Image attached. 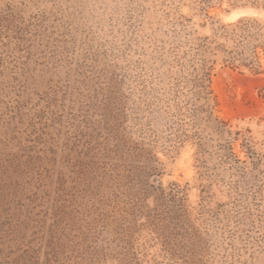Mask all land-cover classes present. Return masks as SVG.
Returning <instances> with one entry per match:
<instances>
[{
    "label": "rangeland",
    "instance_id": "374dc122",
    "mask_svg": "<svg viewBox=\"0 0 264 264\" xmlns=\"http://www.w3.org/2000/svg\"><path fill=\"white\" fill-rule=\"evenodd\" d=\"M0 264H264V0H0Z\"/></svg>",
    "mask_w": 264,
    "mask_h": 264
},
{
    "label": "trees",
    "instance_id": "16d2710c",
    "mask_svg": "<svg viewBox=\"0 0 264 264\" xmlns=\"http://www.w3.org/2000/svg\"><path fill=\"white\" fill-rule=\"evenodd\" d=\"M209 109H211V108H209ZM209 115L211 116V112H210V114H209ZM219 124H220V125H222V122H219Z\"/></svg>",
    "mask_w": 264,
    "mask_h": 264
}]
</instances>
